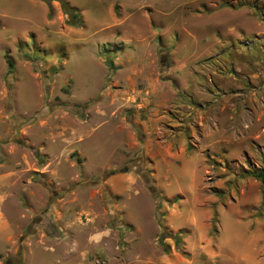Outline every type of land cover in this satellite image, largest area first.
<instances>
[{
    "label": "rangeland",
    "instance_id": "obj_1",
    "mask_svg": "<svg viewBox=\"0 0 264 264\" xmlns=\"http://www.w3.org/2000/svg\"><path fill=\"white\" fill-rule=\"evenodd\" d=\"M66 1L0 0V264H264V0Z\"/></svg>",
    "mask_w": 264,
    "mask_h": 264
},
{
    "label": "trees",
    "instance_id": "obj_2",
    "mask_svg": "<svg viewBox=\"0 0 264 264\" xmlns=\"http://www.w3.org/2000/svg\"><path fill=\"white\" fill-rule=\"evenodd\" d=\"M49 8V16L52 15V7L51 2L57 1L60 3L62 11L68 16L67 23L72 26H76L79 24V14L77 11L71 7L66 0H43ZM9 67H12L13 64L11 61H8ZM250 174L257 180H259L261 183L264 184V170H253L250 172Z\"/></svg>",
    "mask_w": 264,
    "mask_h": 264
},
{
    "label": "crops",
    "instance_id": "obj_3",
    "mask_svg": "<svg viewBox=\"0 0 264 264\" xmlns=\"http://www.w3.org/2000/svg\"><path fill=\"white\" fill-rule=\"evenodd\" d=\"M239 234V233H238ZM238 234H236V236L234 237H231V238H234L236 241L235 242H238V244L240 243V239L238 240V238H240L241 236L240 235H238ZM231 241L233 242V240L231 239ZM241 242H243V241H241ZM238 246V245H237ZM242 252V251H241ZM244 252V251H243ZM238 255H240L239 257L241 258L242 257V254H238ZM244 255V254H243ZM248 264H251V263H253V262H250L249 260H248V262H247Z\"/></svg>",
    "mask_w": 264,
    "mask_h": 264
}]
</instances>
